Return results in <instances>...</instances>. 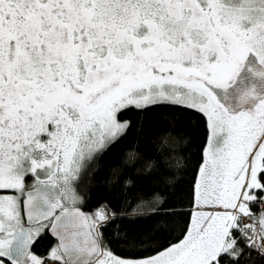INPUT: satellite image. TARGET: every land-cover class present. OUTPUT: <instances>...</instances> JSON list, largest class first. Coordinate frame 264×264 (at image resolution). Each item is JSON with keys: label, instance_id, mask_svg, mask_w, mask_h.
Returning <instances> with one entry per match:
<instances>
[{"label": "snow or ice", "instance_id": "snow-or-ice-1", "mask_svg": "<svg viewBox=\"0 0 264 264\" xmlns=\"http://www.w3.org/2000/svg\"><path fill=\"white\" fill-rule=\"evenodd\" d=\"M153 113L204 142L122 144ZM118 146L132 211L86 214L73 184ZM0 264H264V0H0Z\"/></svg>", "mask_w": 264, "mask_h": 264}, {"label": "trees", "instance_id": "trees-1", "mask_svg": "<svg viewBox=\"0 0 264 264\" xmlns=\"http://www.w3.org/2000/svg\"><path fill=\"white\" fill-rule=\"evenodd\" d=\"M132 117L135 120L134 113H125L122 119ZM165 119L168 123H164ZM174 122L175 142L178 150L184 146L185 140H191V145L188 147V153H195L196 149L204 142L206 130L204 127V119L195 113L184 114H164L153 113L147 116L143 121L136 124V127L142 125L143 131L137 136H129L122 142L124 145H128L132 142H136L139 150L145 155L151 154L154 151V146L158 143L159 134L164 131L169 124ZM119 146L115 149L107 152L101 159L100 171L96 174L95 178L89 179L87 177L82 178L79 182L74 183V190L76 195L80 198L82 203L78 204L85 211L86 214H93L96 208L102 204H107L110 210L117 212H131L130 207L126 208L124 204V197L121 195L119 189H113L105 182V176L107 175L106 166L111 161L118 159ZM187 154V153H185ZM195 158V157H194ZM33 177L27 178V183H32ZM188 181L189 177H185ZM139 186V183H138ZM161 196H167L168 193L161 191ZM253 213H259V204L253 205L251 208ZM182 223H186L187 217L180 218ZM119 223V221L117 222ZM113 224L109 223L102 230L106 237H110L113 233ZM179 237V230L172 233L171 238L175 239ZM56 243V240L52 238L48 232H46L36 243L33 251L39 255H46L51 246ZM114 254L125 255L121 250V246L112 245Z\"/></svg>", "mask_w": 264, "mask_h": 264}, {"label": "water", "instance_id": "water-1", "mask_svg": "<svg viewBox=\"0 0 264 264\" xmlns=\"http://www.w3.org/2000/svg\"><path fill=\"white\" fill-rule=\"evenodd\" d=\"M81 210L84 212V210H83L82 208H81ZM49 234H50V233H49ZM50 236L56 240V238L53 237L51 234H50ZM56 242H57V240H56Z\"/></svg>", "mask_w": 264, "mask_h": 264}, {"label": "rangeland", "instance_id": "rangeland-1", "mask_svg": "<svg viewBox=\"0 0 264 264\" xmlns=\"http://www.w3.org/2000/svg\"><path fill=\"white\" fill-rule=\"evenodd\" d=\"M73 189H74V184H73ZM245 222H246V220H245Z\"/></svg>", "mask_w": 264, "mask_h": 264}, {"label": "flooded vegetation", "instance_id": "flooded-vegetation-1", "mask_svg": "<svg viewBox=\"0 0 264 264\" xmlns=\"http://www.w3.org/2000/svg\"><path fill=\"white\" fill-rule=\"evenodd\" d=\"M32 182H33V179H32Z\"/></svg>", "mask_w": 264, "mask_h": 264}, {"label": "crops", "instance_id": "crops-1", "mask_svg": "<svg viewBox=\"0 0 264 264\" xmlns=\"http://www.w3.org/2000/svg\"><path fill=\"white\" fill-rule=\"evenodd\" d=\"M260 206V205H259ZM261 207V206H260Z\"/></svg>", "mask_w": 264, "mask_h": 264}]
</instances>
